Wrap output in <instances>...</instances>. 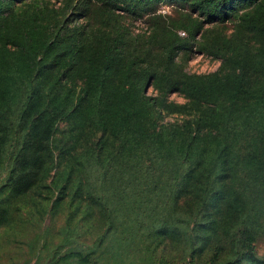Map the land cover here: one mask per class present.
<instances>
[{"label":"trees","instance_id":"16d2710c","mask_svg":"<svg viewBox=\"0 0 264 264\" xmlns=\"http://www.w3.org/2000/svg\"><path fill=\"white\" fill-rule=\"evenodd\" d=\"M229 21L230 35L213 32ZM195 49L220 69L184 71L177 57ZM61 122L117 144L72 159L104 219L93 249L67 224L47 264H264V0H0L2 190L34 185ZM166 237L181 258L156 251Z\"/></svg>","mask_w":264,"mask_h":264},{"label":"rangeland","instance_id":"374dc122","mask_svg":"<svg viewBox=\"0 0 264 264\" xmlns=\"http://www.w3.org/2000/svg\"><path fill=\"white\" fill-rule=\"evenodd\" d=\"M49 6L58 8L61 0H47ZM168 10L167 12H163ZM171 6L160 5L158 12L168 14ZM145 18L133 21L134 32L144 31L149 27ZM205 28H211L205 25ZM213 32L230 35L234 29L233 22L213 26ZM180 31V32H179ZM178 34L183 36L181 30ZM200 35H197V39ZM177 61L184 71L195 74H207L218 71L221 66L219 59L201 53L195 49L187 54H180ZM151 89L149 90V93ZM170 100L183 103L186 99L172 93ZM184 118L190 117L183 115ZM181 118L179 115L167 116L168 120ZM57 147L53 149L45 168L37 177L34 185L20 194H12L0 188V264H47L53 255L56 244L61 238L62 228L69 224L78 228L80 249H93L95 237L102 231L104 219L95 205L84 197L80 169L73 164V157L95 147L100 158L110 155L116 148V140L104 130L88 128L83 132L68 129L64 122L58 124L54 134ZM1 186V182H0ZM195 196L190 194L179 201L181 207L190 210L195 205ZM4 209V211H3ZM216 217H223L225 211L215 207ZM156 251L161 255L182 257V246L171 237L155 241ZM259 254H264V239L256 244ZM197 262L203 258L197 257ZM79 262L76 258L70 264ZM66 264V263H65ZM96 264H111L99 258Z\"/></svg>","mask_w":264,"mask_h":264},{"label":"built area","instance_id":"2783aa9c","mask_svg":"<svg viewBox=\"0 0 264 264\" xmlns=\"http://www.w3.org/2000/svg\"><path fill=\"white\" fill-rule=\"evenodd\" d=\"M167 11H168L167 9H166V10L163 9V12H167ZM179 32H180V31H179ZM182 32H183V31H182ZM183 34H184V32H183Z\"/></svg>","mask_w":264,"mask_h":264}]
</instances>
